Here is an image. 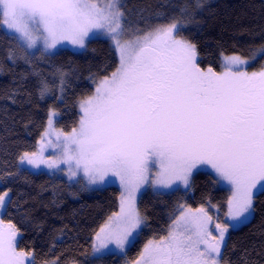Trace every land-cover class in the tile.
I'll return each mask as SVG.
<instances>
[{
    "label": "snow or ice",
    "instance_id": "6c2138e0",
    "mask_svg": "<svg viewBox=\"0 0 264 264\" xmlns=\"http://www.w3.org/2000/svg\"><path fill=\"white\" fill-rule=\"evenodd\" d=\"M121 7L120 0H0V28L14 33L25 54L65 41L84 47L93 30L105 32L119 53L116 70L80 102L78 129L57 132L56 144L48 141L61 150L59 156L45 158L43 144L20 156L34 167L68 163L70 175L82 170L89 184L119 179L126 195L95 235L97 254L109 245L123 249L140 228L135 192L153 169L152 183L170 187L176 181L188 185L194 168L210 166L232 187L227 216L236 222L253 210L254 190L264 191V70H233L264 56V45L249 58L225 56L223 74L204 72L195 63V45L174 34L182 27L178 21L142 35L140 29L128 32ZM125 35L133 39L123 40ZM47 90L43 84L41 95ZM8 196L0 194V208ZM211 219L203 206L182 211L167 236L149 240L134 264H220L228 225L216 224L219 236L213 237ZM9 227L7 234L0 231V264H21L26 254L16 251V232Z\"/></svg>",
    "mask_w": 264,
    "mask_h": 264
},
{
    "label": "trees",
    "instance_id": "16d2710c",
    "mask_svg": "<svg viewBox=\"0 0 264 264\" xmlns=\"http://www.w3.org/2000/svg\"><path fill=\"white\" fill-rule=\"evenodd\" d=\"M120 3L124 23L141 33L178 21L182 27L175 35L195 45L200 68L218 70L222 56H245L264 45V0ZM181 8L186 9L183 14ZM5 33L0 28V194L7 191L9 197L0 219L16 232V251L30 252L32 264L53 260L59 264H124L136 259L149 240L167 233L182 205L205 206L213 220L223 222L229 191L201 168L193 173L189 189L141 193L138 210L145 223L125 255H93V236L118 209V187L85 191L62 176L31 172L17 163L21 154L35 150L53 108L58 112L57 126L66 132L79 127L82 114L77 101L115 71L119 64L116 48L98 36L85 40L84 47L71 44L50 55L25 59L13 35ZM263 63L261 56L248 68L259 69ZM61 72L65 73L62 98L47 97L48 90L41 95L43 80L54 84L61 80ZM221 260L224 264H264V191L254 196L250 219L229 231Z\"/></svg>",
    "mask_w": 264,
    "mask_h": 264
},
{
    "label": "rangeland",
    "instance_id": "374dc122",
    "mask_svg": "<svg viewBox=\"0 0 264 264\" xmlns=\"http://www.w3.org/2000/svg\"><path fill=\"white\" fill-rule=\"evenodd\" d=\"M124 26H125L126 31H128V32H131L132 30H134L133 29V26H131V24H129L128 22H127V24L124 23ZM1 29L4 30L5 32H7L6 29H3V28H1ZM8 33L14 35V33H11V32H8ZM143 33H140V34L142 35ZM98 36L105 37V38L109 39L110 43L114 46V42L109 38V36L105 32H103L101 30H93V32H91L89 34V36L86 38V40H88V38L98 37ZM176 37L178 39H181L178 36H176ZM129 39H133V37L130 36V35H125L123 37V40H129ZM70 45H71V43L65 41V42H62L61 44L57 45L56 48L50 49L47 52H41L39 50V47H37V48L28 50V52H27L26 55L29 56V57H36V56H39V55H48V54L50 55L52 53H55L59 49H61L63 47H68ZM117 54H118V58H119L118 51H117ZM251 55H252V53L251 54H248V55H245V56H241V57H243V58H249V57H251ZM224 57H225V55L221 57L220 68L218 70H213L211 68L212 71L215 72L216 74H223L225 71H227L226 67L224 66L225 65ZM195 63L197 65V55H195ZM251 64H249V65H251ZM249 65H242L239 69H236L235 70V68H234L233 70H235V71H241V72H246L247 71V73L249 75H251L252 73H255V72H259L261 70H264V69H262V67L259 68V69H257V68H248ZM263 65H264V63H263ZM200 69L202 71H204V72H207L209 68H200ZM248 71H251V72H248ZM107 77H110V76H107ZM104 78L105 77H102V79H104ZM43 81H45V83L49 87V89H48V96L47 97L56 96V98L60 100L62 98V95H63V92H64V88H65L64 81H63V83H61V80H59L58 82H56L54 84L53 83H50L47 80H43ZM95 92H96V90L93 91L91 94L87 95L86 97H84V98H82V99H80V100L77 101V110H78V112H79L80 115L82 114L81 109H80V102L82 100L86 99L89 96H93L95 94ZM57 116H58V112L53 108L50 111V113H49V116L47 118V122H46L45 129L42 131V133H41V135L39 137V140H38V143H37V146H36L35 150L30 151V152H24V153L31 154L33 152H37L41 148V145L43 144L44 145V156H45V158L55 159V158H57L59 156L61 150L59 148H57V147L49 146L48 145V141H52L53 144H56V143H58L57 140H56V135H55L57 132H62V133H65V134H70L72 131L66 132L61 127L57 126V124H56V118H57ZM49 120H51V125H49ZM77 129H78V127H77ZM46 132H48L49 135L46 136L45 135ZM62 139H63V137H61V140ZM23 154H21V155H23ZM17 164H18V167L19 168H25V169H28L31 172H46L48 174H54V175L62 176L69 183L78 185L82 190H85V191H92V190H95V189H100V188H102V187H104L106 185H116L118 187V189H119L118 209H117L116 212H118L120 210V202H121L122 195H126V193H124L123 187L120 184V181H119L118 178H111V179L106 178V181L105 182L96 183V184H89L88 181H87V178L85 177V175H84V173H83L82 170L77 171V174L75 176L70 175V166H69L68 163H65V162H61L58 166L53 167V168H49L47 165H44V164H41L39 167H34L32 165H29L27 163V161L21 162L20 161V157H19ZM201 168H204L208 172H210L215 177L217 183L220 186L226 188L229 191V197H228V199H229L232 196V187H231V185L227 181H223V180L219 179L217 177L216 173L214 172V170H212L210 166H207V165H203V166L198 165L196 168H194L192 170V174H191V176L189 178V184L188 185H185L182 181H176L170 187H163V186L155 185V184L152 183V181L155 179V174L158 171V169H153L150 172V174H149V180H148V182H146L143 185H141V187L135 192V204H136L137 210H138V199H139V196L145 190H148L149 189V190L155 191V192H165V191H170V190L175 189V188L189 189L190 188V181H191V177H192L193 173L196 172L197 170L201 169ZM73 170H75L74 169V166H73ZM5 192H7V191H5ZM257 192H259V191L254 190L253 201H254V196L256 195ZM8 197L6 198L7 200H8ZM228 199H227V201H228ZM5 206H6V204H5ZM5 206L2 207V208H0V216H1V214H2V212L4 210V208H5ZM200 207L201 206H198V207H189V206H186V205H182L180 207L177 215L175 216V218L173 219V221L170 223L169 228H168V231H167V233L164 236H167L170 228L173 226V222L181 215V212L182 211H186L188 209H191V210L195 211V210L199 209ZM203 207L207 210V208L205 206H203ZM226 209H227V212H228L227 202H226ZM227 212L225 214V218H224L223 222H216L215 220L211 219V221L208 224V230L212 233V236L213 237H218L219 236V230L216 229V227H215L216 224H221V225L227 224L228 225V231L225 233L224 240L221 243V253H222V249H223V246L225 244V241H226V238H227V235H228L229 231L232 230V229H235V228L239 227L240 225H242L243 223L247 222L250 219L251 215H252V211H251L250 214H248L245 219H242V220L236 222V221H232L227 216ZM207 213H208V210H207ZM208 215L210 216L209 213H208ZM141 216L143 217L142 214H141ZM108 218L104 222L103 226L108 222ZM144 223H145V220H144V217H143V223L141 224L140 228L136 230V233L130 239V242L127 243L123 249H118V248L115 247V245H109L108 250H105L104 252L99 253V254L94 253L93 252V244L95 242V235H96L95 234L93 236V240H92V243H91V252H92V254L93 255H102V254H106V253H116V254H119V255H122V256L125 255L128 247L131 245V243L133 242V240L136 238V236L138 235L140 229L144 226ZM9 226H11V225L2 222L1 219H0V231H2L5 234H7L10 231V227ZM12 230H14V229L12 228ZM164 236H162V237H164ZM16 237H17V235H16ZM16 237H15V242H16V239H17ZM160 238L151 239V240H159ZM144 246H143V248H144ZM201 247H203V245ZM143 248H142V250H143ZM142 250H141V252H142ZM17 252H19V251H17ZM22 253H25L26 256L20 258L21 264H32V254L30 252H28V253L22 252ZM139 255H138V257L136 259L139 258ZM136 259H134L132 261H126L124 264H134V261ZM220 264H224V262L221 260V254H220Z\"/></svg>",
    "mask_w": 264,
    "mask_h": 264
}]
</instances>
